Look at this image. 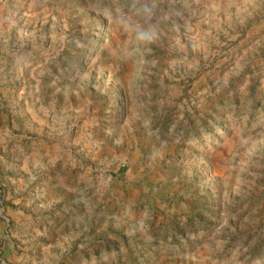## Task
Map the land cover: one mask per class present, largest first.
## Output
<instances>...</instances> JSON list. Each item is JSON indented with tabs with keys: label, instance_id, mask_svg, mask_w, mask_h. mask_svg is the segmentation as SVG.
Returning a JSON list of instances; mask_svg holds the SVG:
<instances>
[{
	"label": "rangeland",
	"instance_id": "374dc122",
	"mask_svg": "<svg viewBox=\"0 0 264 264\" xmlns=\"http://www.w3.org/2000/svg\"><path fill=\"white\" fill-rule=\"evenodd\" d=\"M0 264H264V0H0Z\"/></svg>",
	"mask_w": 264,
	"mask_h": 264
}]
</instances>
